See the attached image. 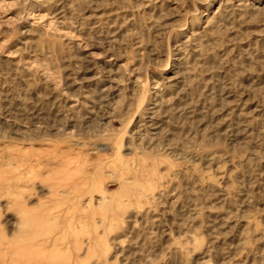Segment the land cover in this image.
<instances>
[{"label": "rangeland", "instance_id": "1", "mask_svg": "<svg viewBox=\"0 0 264 264\" xmlns=\"http://www.w3.org/2000/svg\"><path fill=\"white\" fill-rule=\"evenodd\" d=\"M0 264H264V0H0Z\"/></svg>", "mask_w": 264, "mask_h": 264}, {"label": "bare ground", "instance_id": "2", "mask_svg": "<svg viewBox=\"0 0 264 264\" xmlns=\"http://www.w3.org/2000/svg\"><path fill=\"white\" fill-rule=\"evenodd\" d=\"M67 216H68V214H67ZM9 260V259H8Z\"/></svg>", "mask_w": 264, "mask_h": 264}]
</instances>
